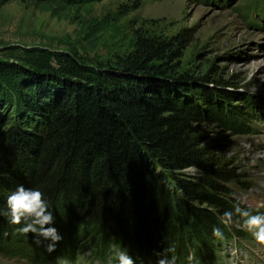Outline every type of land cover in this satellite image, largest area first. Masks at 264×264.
I'll return each instance as SVG.
<instances>
[{"label":"trees","instance_id":"1","mask_svg":"<svg viewBox=\"0 0 264 264\" xmlns=\"http://www.w3.org/2000/svg\"><path fill=\"white\" fill-rule=\"evenodd\" d=\"M251 5L262 10L264 0ZM181 42L138 35L106 68L46 50L34 63L0 60V212L17 186L39 188L63 236L49 253L47 241L35 245L0 214V255L29 250L33 264H56L88 251L106 262L123 247L156 264L173 246L176 264H188L189 253L214 264L223 241L243 237L237 214L223 223L224 212L242 207L228 184L235 174L196 128L209 121L239 132L252 101L220 80L177 72ZM190 164L200 169L195 178L181 172Z\"/></svg>","mask_w":264,"mask_h":264},{"label":"rangeland","instance_id":"2","mask_svg":"<svg viewBox=\"0 0 264 264\" xmlns=\"http://www.w3.org/2000/svg\"><path fill=\"white\" fill-rule=\"evenodd\" d=\"M250 2L0 0V60L34 63L46 50L106 68L132 50L138 35L179 37L177 72L220 80L230 92L252 101L241 131L206 121L196 132L200 144L211 147L234 172L228 184L240 205L254 214L264 213V8H247ZM240 98L233 97L232 103L243 104ZM233 226L243 237L223 241L214 264H264V243L243 224ZM83 252L72 261L57 259L56 264H115L116 251L106 262L93 261L88 251ZM29 254L26 250L24 256L0 255V264H33Z\"/></svg>","mask_w":264,"mask_h":264},{"label":"clouds","instance_id":"3","mask_svg":"<svg viewBox=\"0 0 264 264\" xmlns=\"http://www.w3.org/2000/svg\"><path fill=\"white\" fill-rule=\"evenodd\" d=\"M255 91L253 88L252 92ZM182 174L195 178L200 169L195 164H190L181 169ZM264 206V205H261ZM237 214L243 219L245 227L255 239L264 243V213L252 214L249 210L242 208L239 204L235 205L232 211L223 213V223H230L233 214ZM7 214L10 222L22 225L19 231L23 234L31 233L35 245L40 246L47 241L45 250L49 253L56 249L57 244L63 239L58 229L54 227L55 217L45 193L39 188H26L23 185L17 186L7 197ZM213 236L222 238L223 233L220 228L213 229ZM175 247L169 246L162 252L157 253L156 264H176L177 257L174 255ZM188 264H199L195 253H189L186 257ZM115 264H143L139 257H133L126 248L116 250L114 256Z\"/></svg>","mask_w":264,"mask_h":264}]
</instances>
